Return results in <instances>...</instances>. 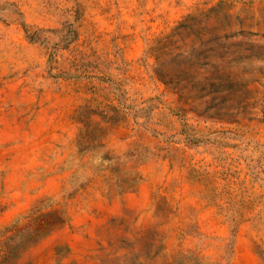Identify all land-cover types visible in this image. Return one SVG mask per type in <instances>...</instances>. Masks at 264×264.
Returning a JSON list of instances; mask_svg holds the SVG:
<instances>
[{
  "label": "rangeland",
  "instance_id": "obj_1",
  "mask_svg": "<svg viewBox=\"0 0 264 264\" xmlns=\"http://www.w3.org/2000/svg\"><path fill=\"white\" fill-rule=\"evenodd\" d=\"M0 264H264V0H0Z\"/></svg>",
  "mask_w": 264,
  "mask_h": 264
}]
</instances>
